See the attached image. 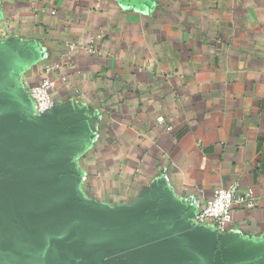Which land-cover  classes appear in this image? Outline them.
Here are the masks:
<instances>
[{"label": "crops", "instance_id": "0c3cea01", "mask_svg": "<svg viewBox=\"0 0 264 264\" xmlns=\"http://www.w3.org/2000/svg\"><path fill=\"white\" fill-rule=\"evenodd\" d=\"M6 41L26 48L0 86L21 131V97L56 66L41 124L62 138L39 176L85 234L148 224L146 260L264 264V0H0ZM232 186L254 208L197 226Z\"/></svg>", "mask_w": 264, "mask_h": 264}, {"label": "water", "instance_id": "95a60500", "mask_svg": "<svg viewBox=\"0 0 264 264\" xmlns=\"http://www.w3.org/2000/svg\"><path fill=\"white\" fill-rule=\"evenodd\" d=\"M25 49L0 42V86L8 77L6 70L24 60ZM21 98L35 119L25 131L19 128L25 115L22 102H0V264H170L141 254L148 242H159L160 228L147 230L144 224L137 235L115 230L92 236L47 197L37 162L62 133L41 124L46 114H33L26 91Z\"/></svg>", "mask_w": 264, "mask_h": 264}, {"label": "built area", "instance_id": "2783aa9c", "mask_svg": "<svg viewBox=\"0 0 264 264\" xmlns=\"http://www.w3.org/2000/svg\"><path fill=\"white\" fill-rule=\"evenodd\" d=\"M100 36H98L99 38ZM89 52H93L92 49ZM56 66H46L44 68V78L40 83L29 87L26 92L32 103V111L35 116H41L51 111L55 107L52 97V90L56 85V80L51 78ZM159 122L162 118L158 119ZM235 205L252 209L255 206L254 198L250 192L241 195L237 186L227 189H219L214 192L199 214L195 217V223L205 225L212 223L214 230L222 234L232 221L233 208Z\"/></svg>", "mask_w": 264, "mask_h": 264}]
</instances>
